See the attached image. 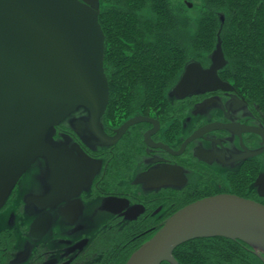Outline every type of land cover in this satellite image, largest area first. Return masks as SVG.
Returning <instances> with one entry per match:
<instances>
[{
	"label": "flooded vegetation",
	"instance_id": "af4514ba",
	"mask_svg": "<svg viewBox=\"0 0 264 264\" xmlns=\"http://www.w3.org/2000/svg\"><path fill=\"white\" fill-rule=\"evenodd\" d=\"M262 106L235 88L164 97L156 111L112 108L108 100L99 122L108 138L140 120L107 145L91 132L85 110L73 112L71 125L57 126L51 141L89 163L73 167L72 196L53 206L33 202L54 191L47 161L26 170L0 208V264H114L194 202L234 196L264 206ZM43 217L50 221L40 235L32 224ZM233 232L184 243L183 257L264 264V232L243 224Z\"/></svg>",
	"mask_w": 264,
	"mask_h": 264
},
{
	"label": "water",
	"instance_id": "95a60500",
	"mask_svg": "<svg viewBox=\"0 0 264 264\" xmlns=\"http://www.w3.org/2000/svg\"><path fill=\"white\" fill-rule=\"evenodd\" d=\"M98 19L99 0H0V208L37 159L49 164L54 191L33 202L53 206L72 196V169L89 162L64 144L54 146L51 136L60 124L71 125L73 112L88 113L90 130L102 145L140 120L127 122L114 138L101 130L109 86ZM210 60L206 70L195 61L186 64L172 94L233 91L217 74L226 62L220 43ZM49 221L43 217L32 230L42 235ZM242 224L264 232V206L234 196L194 202L174 213L126 264H178L173 252L182 244L232 237Z\"/></svg>",
	"mask_w": 264,
	"mask_h": 264
},
{
	"label": "trees",
	"instance_id": "16d2710c",
	"mask_svg": "<svg viewBox=\"0 0 264 264\" xmlns=\"http://www.w3.org/2000/svg\"><path fill=\"white\" fill-rule=\"evenodd\" d=\"M203 3L204 16L195 35L188 38L184 10L169 5L167 0H99L98 20L105 39L104 71L112 108L130 110L134 97V101L145 97L148 105L157 97H165L180 69L191 58L199 59L208 51L218 28L214 14L226 11L229 17L223 27L222 42L217 41L228 62L226 74L238 90L250 97H262L264 103V0ZM144 6L150 7L153 20L140 15ZM221 77L226 80L222 73ZM184 253L183 245L174 252L179 264H186L187 260L191 264L204 263L195 253L185 260ZM123 263L126 264L124 259Z\"/></svg>",
	"mask_w": 264,
	"mask_h": 264
},
{
	"label": "rangeland",
	"instance_id": "374dc122",
	"mask_svg": "<svg viewBox=\"0 0 264 264\" xmlns=\"http://www.w3.org/2000/svg\"><path fill=\"white\" fill-rule=\"evenodd\" d=\"M167 1L170 3L169 5L174 6V7L175 6L176 7H180V8H182L184 10V12H185L184 15L188 18V20H187L188 24H187V28H186L187 34H188V38L194 36L196 31H197L198 22L201 21V18L204 16L203 14L205 13V7H204L203 0H167ZM144 7H146V6H144ZM144 7L141 10L140 15L145 17L147 20H149V19L153 20L154 18H153V15L151 14L152 12H151L150 7L149 6H147L146 8H144ZM226 12L225 13L224 12H217V13L214 14V16H215V18L217 20L218 28H217V32L215 34V39L213 38L212 43L207 47L208 51L204 52L200 56L199 59L191 58L189 60V62L190 61H197L201 65L206 66V67L211 65L210 57L214 53V51L216 49L217 41L220 40V42H222L223 27H224V25L226 23L225 20L227 19V16L229 17V12H227V13ZM99 13H100V9H99ZM207 13L211 14L208 10H207ZM226 71H228V62L227 61H226L225 66L223 67L222 72H221L222 74H224L226 76L225 77L226 81H228L233 86V88L236 89L237 93L240 94L242 97H249L253 102H256L258 104L262 103L263 104L262 108L264 110V103L261 100L262 97H250L249 95L245 94L242 91V89L238 90L236 85H235V83L226 74ZM181 72L182 71L180 69V71L178 73V77L176 78L174 85L179 80V77L181 76ZM172 87L170 89L169 88L166 89L165 97H173L174 96L172 94V92H171L172 91ZM144 98L145 97H139V99H136L134 101L135 97H134V99H132V97H131V99L133 101V103H132L133 108L134 109H136L138 107L142 108L144 105H148V103H145V99ZM156 99L157 100L152 101V104H149V105L152 106V111H156L155 109H159L160 108V105H161L162 101L164 100V97H160V99H158V97H157ZM132 109H130V110H132ZM133 249L129 250L128 253H130V252L132 253V251L135 250V249L134 250ZM125 256L122 259H119V260L115 261L114 264H124L123 263V259H124V262L125 261L127 262L128 255L125 254ZM207 264H215V263H207Z\"/></svg>",
	"mask_w": 264,
	"mask_h": 264
},
{
	"label": "bare ground",
	"instance_id": "6f19581e",
	"mask_svg": "<svg viewBox=\"0 0 264 264\" xmlns=\"http://www.w3.org/2000/svg\"><path fill=\"white\" fill-rule=\"evenodd\" d=\"M103 67H104V59H103ZM54 133V132H53Z\"/></svg>",
	"mask_w": 264,
	"mask_h": 264
}]
</instances>
